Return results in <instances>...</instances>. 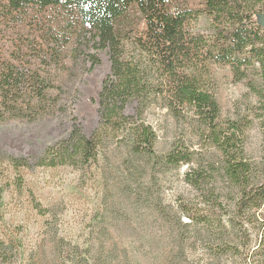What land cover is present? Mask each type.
Instances as JSON below:
<instances>
[{"label": "trees", "instance_id": "trees-1", "mask_svg": "<svg viewBox=\"0 0 264 264\" xmlns=\"http://www.w3.org/2000/svg\"><path fill=\"white\" fill-rule=\"evenodd\" d=\"M48 10L63 11L69 20L64 28L78 29L79 38L89 35L95 48L107 49L110 68L98 95L97 122L90 135L72 124L37 157L8 160L21 168L30 160L39 167L80 164L90 173L103 145L113 142L159 169L187 165L185 181L196 202H179L182 244L200 243L210 257L230 254L240 262L231 264H264V150L256 155L250 148L252 131L264 143V0H0L5 19L22 21ZM201 16L210 28H196ZM43 32L44 58L52 60L60 54L58 39L48 23ZM209 62L229 66L234 83H242L254 100L232 119L220 115L208 85ZM25 82L34 86L35 104L47 102L42 80L22 82L10 69L0 74L5 111L19 112L14 96ZM153 107L185 125L187 141L198 147L181 136L158 158L157 130L145 118ZM253 232L258 239L252 247ZM88 253L66 264H92Z\"/></svg>", "mask_w": 264, "mask_h": 264}, {"label": "rangeland", "instance_id": "rangeland-1", "mask_svg": "<svg viewBox=\"0 0 264 264\" xmlns=\"http://www.w3.org/2000/svg\"><path fill=\"white\" fill-rule=\"evenodd\" d=\"M64 15L48 10L22 21L0 16V74L12 69L22 82L42 80L47 95V102L35 104L34 86L25 82L14 96L18 113L0 106V241L6 251L0 264H66L86 252L92 264L240 263L230 254L210 257L200 243L182 244L186 231L177 221L179 202H196L185 181L187 165L159 169L113 142L103 145L90 173L80 164L39 167L30 160L21 168L8 160L37 157L72 124L86 135L95 129L98 95L110 68L107 49L95 48L89 35L79 38L78 29L64 28L69 21ZM45 23L59 44L60 54L52 60L43 53ZM195 26L208 29L210 20L201 16ZM208 69L223 120L254 102L242 83H234L229 66L209 62ZM251 75L256 79L255 72ZM145 116L157 130L158 158L181 136L198 147L187 141L185 125L164 109L153 107ZM252 132L250 148L258 155L264 143ZM257 239L253 232L252 247Z\"/></svg>", "mask_w": 264, "mask_h": 264}, {"label": "water", "instance_id": "water-1", "mask_svg": "<svg viewBox=\"0 0 264 264\" xmlns=\"http://www.w3.org/2000/svg\"><path fill=\"white\" fill-rule=\"evenodd\" d=\"M259 25L261 29H264V13L261 14L260 20H259Z\"/></svg>", "mask_w": 264, "mask_h": 264}]
</instances>
